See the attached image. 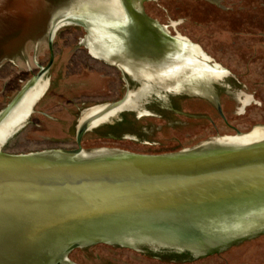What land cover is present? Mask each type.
Listing matches in <instances>:
<instances>
[{
  "label": "water",
  "instance_id": "95a60500",
  "mask_svg": "<svg viewBox=\"0 0 264 264\" xmlns=\"http://www.w3.org/2000/svg\"><path fill=\"white\" fill-rule=\"evenodd\" d=\"M147 1L123 0L128 25L111 0L6 3L25 23L0 60V124L22 99L0 127V264H264L243 235L264 213L222 211L264 202V127L227 124L230 72Z\"/></svg>",
  "mask_w": 264,
  "mask_h": 264
},
{
  "label": "rangeland",
  "instance_id": "374dc122",
  "mask_svg": "<svg viewBox=\"0 0 264 264\" xmlns=\"http://www.w3.org/2000/svg\"><path fill=\"white\" fill-rule=\"evenodd\" d=\"M143 3L148 19L177 26L182 37L200 46L222 69V112L240 134L264 127V0H154ZM0 0V60L23 34L25 18L5 13Z\"/></svg>",
  "mask_w": 264,
  "mask_h": 264
},
{
  "label": "trees",
  "instance_id": "16d2710c",
  "mask_svg": "<svg viewBox=\"0 0 264 264\" xmlns=\"http://www.w3.org/2000/svg\"><path fill=\"white\" fill-rule=\"evenodd\" d=\"M112 1V3H114L113 5L114 6H117V8H116V10H117V12H118V16H119V19H122V16L121 15H125V10H124V7H123V0H111ZM124 24H122V26H121V28H124V35L126 34V25L125 26H123ZM93 27V25L91 24L88 28H87V31H88V38H87V43L88 42H91V41H95V38H96V35L98 36V37H103L104 35H102V34H95L94 33V27ZM127 35V34H126ZM95 37V38H94ZM29 85V84H28ZM28 85H26V87L28 86ZM25 87V88H26ZM24 88V89H25ZM18 97V96H17ZM16 97V98H17ZM15 98V99H16ZM14 99V100H15ZM13 100V101H14ZM12 101V102H13ZM11 102V103H12ZM10 103V104H11ZM9 104V105H10ZM8 105V106H9ZM3 112V111H2ZM2 112L0 113V115L2 114ZM13 113V112H12ZM11 113V114H12ZM11 117V115H9L1 124H0V127H2V125L9 119ZM86 121H84L83 123H85ZM82 123V124H83ZM12 132V130H8L7 132H6V134H4V140L3 141H0V153H3L4 151H3V148L6 146V144L8 143V141L13 137L10 133ZM226 137L227 136H225V137H219V139L218 140H225L226 139ZM214 140V139H213ZM187 150H189V149H187ZM187 153V151L186 150H184V151H180V152H175V153H170V154H166V155H172V156H176V155H180V154H186ZM31 155V154H30ZM125 155H130L129 153H127V152H125V151H117V152H115V153H113V154H111V155H109V156H112V157H114V156H125ZM83 157V156H82ZM225 210V212H227V214L229 215V216H233V217H239V218H243V217H245V216H248L249 214H252V213H256V212H263L264 213V202H261V203H255V204H250V205H248V204H246V205H233V204H231V205H229L226 209H222V211H224ZM98 234H101V235H105V234H107V233H105V232H101V231H99V232H97ZM262 234H264V222L263 223H261V224H259V225H257L255 228H252L250 231H248V232H246L245 234H243L244 236H248V235H250L251 236V238L249 239V240H247V241H252V240H255V239H258L259 237H260V235H262ZM154 235H157L156 233L154 234ZM124 236H139V235H128V234H126V235H124ZM123 240H125V242H121V243H119V244H114V243H112V245H114V246H118V247H121V248H125L126 246V244L127 243H130V241L128 240V239H123ZM246 241V242H247ZM242 243H244V242H240L238 245H240V244H242ZM93 244H91V245H88V247L89 246H92ZM237 245V246H238ZM137 246V247H136ZM136 246L135 247H131V249H134V250H136L137 248H139L138 247V244H136ZM87 247V246H86ZM143 247V246H142ZM231 247H228V246H225V247H223L222 248V250H221V252L223 253V252H226L227 250H229ZM144 253H146V254H148L149 256H158L157 254H153V252L152 251H150V250H146V251H144ZM192 260H197V258L195 257L194 259H192ZM192 260H190V261H192Z\"/></svg>",
  "mask_w": 264,
  "mask_h": 264
},
{
  "label": "flooded vegetation",
  "instance_id": "af4514ba",
  "mask_svg": "<svg viewBox=\"0 0 264 264\" xmlns=\"http://www.w3.org/2000/svg\"><path fill=\"white\" fill-rule=\"evenodd\" d=\"M134 6H135V5H134ZM123 7H124V5H123ZM135 8H136V7H135ZM124 10H125V8H124ZM139 10H140V9H139ZM125 15H126V17H127V25H128L129 19H128V15H127V13H126V10H125ZM127 25H126V26H127ZM126 28H127V27H126ZM126 34H127V40L130 41V43H131L133 46H135V45L131 42V40H130L129 32H128L127 29H126ZM49 41H50V40H49ZM135 47H136V46H135ZM138 50H139V49H138ZM162 52H163V51H161V53H162ZM21 101H22V99H21L20 102L17 104V106L12 110L13 113L11 112L12 114L10 113L9 115L12 116V115L14 114V111L16 110V108L18 107V105L21 103ZM11 104H12V103H11ZM11 104H10V105H11ZM10 105H9V106H10ZM9 106H8V107H9ZM8 107H7V108H8ZM7 108H6V109H7ZM6 109H5V110H6ZM5 110H4V111H5ZM4 111H3V112H4ZM3 112H2V113H3ZM9 115H8V116H9ZM97 115H99V114H96L95 116H97ZM95 116H93V117H95ZM93 117H92V118H93ZM90 119H91V118H90ZM96 120H97V119H96ZM91 126H92V125H91ZM91 126H90V128H91ZM90 128L88 129V131H90ZM88 131H87L86 133H88ZM77 133H78V132H77ZM243 135H246V134H243ZM238 136H239V135H238ZM14 137H15V136H13L8 142L12 141V140L14 139ZM84 137H85V135H84ZM84 137H83V139H84ZM76 143H77V138H76ZM82 146H83V141H82ZM76 148H78V147L76 146ZM76 148H75V149H76ZM75 149H71V150H75ZM53 151H61V150H53ZM53 151H50V152H53ZM83 151H84V148H83ZM119 151H121V150H119ZM125 152H126V151H125ZM127 153L132 154V155H137V154H134V153H131V152H127ZM163 155H166V154H163ZM163 155H162V156H163ZM147 156H148V155H147ZM154 156H157V155H154ZM159 156H160V155H159Z\"/></svg>",
  "mask_w": 264,
  "mask_h": 264
},
{
  "label": "crops",
  "instance_id": "0c3cea01",
  "mask_svg": "<svg viewBox=\"0 0 264 264\" xmlns=\"http://www.w3.org/2000/svg\"><path fill=\"white\" fill-rule=\"evenodd\" d=\"M163 27H168V26H166V25H164ZM179 33V32H178ZM181 37H182V35H180ZM187 41H189L191 44H193V45H196L195 43H193L192 41H190V40H188L187 39ZM198 46V45H197ZM200 47V46H199ZM201 49V48H200ZM202 50V49H201ZM207 55V54H206ZM210 59H211V57H210ZM227 77V75L225 74V75H223L222 76V79H221V81L223 80V78H226ZM221 81H220V83H221ZM221 86H222V84H221Z\"/></svg>",
  "mask_w": 264,
  "mask_h": 264
},
{
  "label": "bare ground",
  "instance_id": "6f19581e",
  "mask_svg": "<svg viewBox=\"0 0 264 264\" xmlns=\"http://www.w3.org/2000/svg\"><path fill=\"white\" fill-rule=\"evenodd\" d=\"M145 18H147V17H145ZM148 19V18H147Z\"/></svg>",
  "mask_w": 264,
  "mask_h": 264
}]
</instances>
